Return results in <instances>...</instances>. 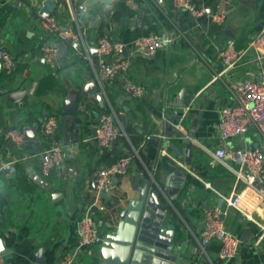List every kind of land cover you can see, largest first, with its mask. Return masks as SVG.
<instances>
[{
    "label": "crops",
    "instance_id": "crops-1",
    "mask_svg": "<svg viewBox=\"0 0 264 264\" xmlns=\"http://www.w3.org/2000/svg\"><path fill=\"white\" fill-rule=\"evenodd\" d=\"M15 1L0 2V49L8 51L16 61L14 72L0 84V169L14 162L17 170L13 179L0 171V239L10 250L4 255V264H55L66 253L75 251L79 244L78 219L94 202L96 226L104 238L110 224L116 222L112 214L117 203L126 205L128 199L138 198L146 180L161 182L177 168L185 173L184 187L174 201L182 218L176 220L183 229L179 241L187 245L181 263L264 264V199L239 179L235 161L218 160L215 154L220 147L228 153L245 148L246 139L251 146L261 144L254 130L224 142L217 123L222 108L235 106L234 84L245 79L259 80L264 75V51L259 61L257 52L247 50L250 41L264 29V0H193L207 10L201 20L174 7L172 0H111L108 5H98L109 8L108 17H99L100 21L104 19V30L100 21L92 26L84 16L87 0H56L57 8L51 14L62 26H76V17L86 44L105 35L126 43L147 34L172 39L152 56L132 54L129 48L130 68L103 88L99 86L103 106L82 92L90 80L88 73L94 77V71L70 47L64 57L58 56L55 68L40 63L42 54L58 44L39 18V6L44 0H20L18 5H12ZM218 15L224 16L222 23L214 21ZM229 42L244 54L236 66L228 69L219 52ZM0 72H4L3 67ZM49 74H54L58 85L36 96L38 81ZM125 79L141 84L145 94L141 99H125L122 108H117L119 98L128 97L120 88ZM67 99L75 100V114L64 112ZM176 102H181L182 107L170 106ZM112 108L126 135L100 147L95 140L99 118ZM179 114L183 120L171 123L173 130L167 133L162 147L147 141L148 136L161 134L160 122L169 124V116ZM50 115L59 120L65 151L62 164L46 177L41 173V156L49 146L44 123ZM122 115L126 116L125 125ZM196 120L187 164L176 156L171 145L184 150V140L178 136L190 132ZM27 125L34 127L40 147L27 148L34 141L15 146L9 138V130L23 132ZM129 154H133L130 168L107 191L110 196L103 197L102 192L97 195L93 183L100 168ZM46 183L55 190L54 197L43 186ZM242 191L244 199L239 209L227 210L226 199ZM220 200H224L222 208L227 210L223 219L228 229L241 239L240 254L235 259H222L216 240L204 250L200 246L205 216L220 208ZM41 248L44 250L39 259ZM102 249L101 243L81 250L74 264L101 261Z\"/></svg>",
    "mask_w": 264,
    "mask_h": 264
},
{
    "label": "built area",
    "instance_id": "built-area-1",
    "mask_svg": "<svg viewBox=\"0 0 264 264\" xmlns=\"http://www.w3.org/2000/svg\"><path fill=\"white\" fill-rule=\"evenodd\" d=\"M172 3L177 9L189 12L196 20H201L207 15V10L197 6L193 0H172ZM84 8L83 5L80 6V9ZM39 18L42 26L56 42L65 43L78 57L89 62L94 71L93 78L101 88L106 82L114 80L118 73L125 72L130 68L129 56L123 54L125 49H132V54L140 53L144 56H152L172 41L171 38L159 34H147L126 43L105 35L92 44H86L76 17V26H62L55 16L48 12L40 14ZM223 20V15L214 17V21L217 23H222ZM64 27L65 29H63ZM250 49L259 54V61L263 59L260 52L264 51V29L250 41L247 50ZM243 54L236 48L234 42H229L219 52V58L229 69L240 62ZM58 56V49L52 47L42 54L39 61L55 68ZM108 57L113 58V61L106 62L105 58ZM0 62L5 74L11 75L14 72L16 61L4 49H0ZM120 88L125 94L135 99H141L145 94V89L141 84L129 79L122 81ZM233 92L235 106L222 108L219 113L217 129L221 140L227 142L234 138L244 137L254 130L260 137L261 144L255 149L242 148L234 153H228L224 147H220L216 150V158L218 160L231 158L235 161L239 165V179L244 180L247 187L264 199V154L261 152V148H264V75L259 80L245 79L234 84ZM8 134L15 146L24 144V134L21 130L11 129ZM44 134L49 141V146L41 156V173L47 177L63 161L65 143L59 136L57 116L50 115L46 118ZM124 135L126 133L122 131L120 118L113 108L101 114L95 136L100 147H107ZM130 163L131 158L124 156L101 170L96 180L97 195L111 190L113 178L126 175ZM243 199V191L228 197L226 199L227 210L230 208L239 209ZM96 206L97 203L94 202L78 219V248L63 255L55 264H74L81 250L103 242L92 211ZM227 210L215 208L209 211L205 216L204 229L200 235V246L203 250L210 241L216 240L220 244L221 258L226 260L237 258L241 249L240 237L228 229L223 219ZM0 264H4V255L1 254Z\"/></svg>",
    "mask_w": 264,
    "mask_h": 264
},
{
    "label": "water",
    "instance_id": "water-1",
    "mask_svg": "<svg viewBox=\"0 0 264 264\" xmlns=\"http://www.w3.org/2000/svg\"><path fill=\"white\" fill-rule=\"evenodd\" d=\"M1 2V0H0ZM20 0L12 2V5H18ZM111 0H87L85 6L87 10L84 11V16L92 26L97 24L100 20L99 17L106 18L109 16V8H99V3L110 4ZM57 8L56 0H44L39 6V14L44 12L52 13ZM101 30H104V19L100 21ZM65 29V27L63 28ZM58 49L59 57H64L67 53V45L65 43H58L55 46ZM124 56H127V50H124ZM2 63H0V71ZM120 73L117 74V76ZM90 80L87 81L82 87V92L96 98L103 106L104 100L99 91V84L89 72ZM131 100L132 97H121L116 102L117 108H122L121 103L125 100ZM170 106L178 108L182 107L181 102H176ZM125 109V108H124ZM202 109V108H201ZM64 112L67 114H75L77 107L75 100L67 99L66 108ZM202 111L199 112L198 117L201 116ZM183 115L169 116V124L160 122L162 132L160 135L148 136L147 141L151 142L156 148L162 147L167 133L173 130L171 123L181 122ZM122 124H126V116H121ZM194 128L186 135L181 133L178 137L184 140V150L171 145L176 156L181 157L187 164L190 163L191 147L195 128L198 125L197 120L193 122ZM24 139L26 142L34 141V145H29L27 148L32 149L37 146L40 147L39 142L36 140L34 127L24 126L23 128ZM245 148L247 150L255 149L258 146H251L250 140H244ZM67 142L66 145H70ZM79 145H77V149ZM65 151V149L63 150ZM264 154V148H261ZM132 158L133 154H129ZM106 166H102L94 177L93 188H96V180L101 170ZM3 175L9 179L16 176V167L14 162L3 165L0 169ZM119 177H114L112 180V187L118 183ZM185 173L182 169L177 168L168 174L163 181L146 180L145 185L139 190L138 198L128 199L126 205L121 203L116 204V209L112 216L116 220L115 223L110 224L109 232L103 238L102 260H92L91 264H180L183 259L184 250L186 248L185 242H180V236L183 235V229L177 224V217L180 218L174 208V201L176 195L184 187ZM46 189L56 195V192L51 185L46 183L43 185ZM108 192H102L101 196H108ZM110 196V195H109ZM224 200H220L219 207L222 208ZM224 217V215H223ZM182 218H180L181 220ZM44 248H41L38 258L41 259ZM10 250L4 247L0 239V254H9Z\"/></svg>",
    "mask_w": 264,
    "mask_h": 264
},
{
    "label": "trees",
    "instance_id": "trees-1",
    "mask_svg": "<svg viewBox=\"0 0 264 264\" xmlns=\"http://www.w3.org/2000/svg\"><path fill=\"white\" fill-rule=\"evenodd\" d=\"M7 78V74L0 72V84H2ZM58 85V81L54 74H49L38 81V86L35 91V95L40 97L46 94L48 91H52Z\"/></svg>",
    "mask_w": 264,
    "mask_h": 264
}]
</instances>
